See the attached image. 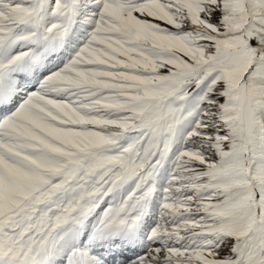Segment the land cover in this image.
I'll use <instances>...</instances> for the list:
<instances>
[{
    "label": "snow or ice",
    "instance_id": "snow-or-ice-1",
    "mask_svg": "<svg viewBox=\"0 0 264 264\" xmlns=\"http://www.w3.org/2000/svg\"><path fill=\"white\" fill-rule=\"evenodd\" d=\"M0 264H264V0H0Z\"/></svg>",
    "mask_w": 264,
    "mask_h": 264
}]
</instances>
